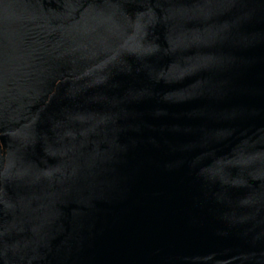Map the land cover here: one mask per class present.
<instances>
[{
  "label": "water",
  "instance_id": "water-1",
  "mask_svg": "<svg viewBox=\"0 0 264 264\" xmlns=\"http://www.w3.org/2000/svg\"><path fill=\"white\" fill-rule=\"evenodd\" d=\"M0 264H264V0H0Z\"/></svg>",
  "mask_w": 264,
  "mask_h": 264
}]
</instances>
